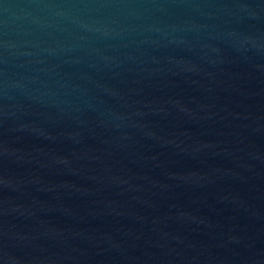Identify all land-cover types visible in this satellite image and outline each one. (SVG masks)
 Returning a JSON list of instances; mask_svg holds the SVG:
<instances>
[{
    "label": "water",
    "instance_id": "obj_1",
    "mask_svg": "<svg viewBox=\"0 0 264 264\" xmlns=\"http://www.w3.org/2000/svg\"><path fill=\"white\" fill-rule=\"evenodd\" d=\"M0 264H264V0H0Z\"/></svg>",
    "mask_w": 264,
    "mask_h": 264
}]
</instances>
